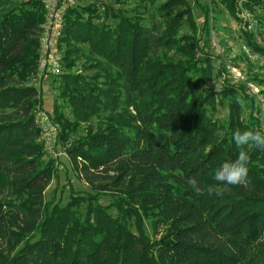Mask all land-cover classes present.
<instances>
[{
  "label": "trees",
  "instance_id": "16d2710c",
  "mask_svg": "<svg viewBox=\"0 0 264 264\" xmlns=\"http://www.w3.org/2000/svg\"><path fill=\"white\" fill-rule=\"evenodd\" d=\"M240 2L200 7L203 33L213 31L218 4L235 22L239 8L264 12V0ZM136 4L132 15L75 5L64 18L58 97L72 121L55 101L57 143L92 119L99 124L66 150L72 172L95 195L85 201L72 194L64 207L44 203L55 160L44 157L36 126L42 102L29 84L43 10L28 0L0 15V264H264V148L244 146L246 183L214 178L238 156L234 131L259 130V123L241 120L240 88L224 86L218 95L206 89L214 63L197 55L198 28L186 0ZM182 26L188 35L180 36ZM241 36L264 55L250 34ZM161 52L176 59L163 61ZM79 62L86 71L70 73ZM217 97L228 105L225 128L213 120ZM209 186L223 193L210 194ZM101 194L111 196L110 206L97 203Z\"/></svg>",
  "mask_w": 264,
  "mask_h": 264
},
{
  "label": "rangeland",
  "instance_id": "374dc122",
  "mask_svg": "<svg viewBox=\"0 0 264 264\" xmlns=\"http://www.w3.org/2000/svg\"><path fill=\"white\" fill-rule=\"evenodd\" d=\"M26 1L28 0H0V15L8 9L17 7ZM186 1L192 9L198 28L199 45L197 55L205 54L211 57L214 63V79L206 86V89L218 95L224 86L240 88L241 120L250 123L251 119H256L259 123L258 129L264 132V69L246 57L243 48L248 49L249 47L246 46L244 38L241 36V32H243L242 26H250V29L246 27V34H250L253 37L251 38L253 43L259 48L264 49V12L254 9V13H251L246 9L239 8L240 11L237 14L239 21L235 22L219 4L213 6L212 10L214 13L210 16L214 19L212 23L213 31L207 36L202 31V13L199 8L209 5L210 0ZM136 3L137 0H76V6L78 7L93 4L102 10V7L108 6L113 10H125L130 15L134 14V11L137 9ZM143 12V9L138 10L140 14H143ZM109 24H111L110 21ZM188 34L189 31L186 26H182L180 36ZM250 51L253 52L252 50ZM158 57L163 61L166 59H176L172 52H161L158 54ZM86 69L87 65L79 62L70 73L83 74V71H86ZM63 73L64 71L58 77ZM58 77L53 78L54 80L50 79L47 83H43L41 88L34 87L31 82L29 84L36 89V92L40 96L42 102L41 112L52 117L54 102L57 101L58 104L62 105L61 112L65 119L72 121L69 107L58 97ZM249 99L255 100V108H250ZM213 120L224 128L227 126L228 105L226 101L220 100L218 97ZM97 122V120L92 119L89 124L81 126L75 134L71 135L67 143H57L55 154H58V156L54 159L56 175L44 194V203L46 205L49 204V208L52 206L64 207L69 202L72 194L85 201L90 197H94L95 194L72 172L66 150L74 141L84 136L86 128H93L99 125ZM96 199L97 203L102 207H108L112 203L111 196L108 194H101ZM83 210L82 208L81 212ZM109 212L115 215L114 210L111 209ZM144 230L147 237L153 239L149 222L146 220L144 221ZM21 246L17 247V249Z\"/></svg>",
  "mask_w": 264,
  "mask_h": 264
},
{
  "label": "built area",
  "instance_id": "2783aa9c",
  "mask_svg": "<svg viewBox=\"0 0 264 264\" xmlns=\"http://www.w3.org/2000/svg\"><path fill=\"white\" fill-rule=\"evenodd\" d=\"M41 5L43 10V22L37 32V61L36 70L32 76L31 83L36 88H41L43 83L58 77L62 72V55L59 52V41L62 37L64 18L68 10L76 5V0H31ZM241 0L239 5L243 3ZM243 25L242 30L246 32ZM248 59L264 69V55L251 52L250 49L243 48ZM36 126L40 131V143L46 159H55L59 127L53 119L43 112L36 113Z\"/></svg>",
  "mask_w": 264,
  "mask_h": 264
},
{
  "label": "clouds",
  "instance_id": "9594fccd",
  "mask_svg": "<svg viewBox=\"0 0 264 264\" xmlns=\"http://www.w3.org/2000/svg\"><path fill=\"white\" fill-rule=\"evenodd\" d=\"M232 139L238 149H240L238 156L234 162H225L215 172V180L222 182L225 185H238L246 183L249 173L250 156L248 152L244 151V146L260 147L264 148V132L259 130H246L241 132L235 130ZM188 184L199 195L202 194V190L198 185V181L195 179H189ZM208 192L216 195L223 193V188L220 186H209Z\"/></svg>",
  "mask_w": 264,
  "mask_h": 264
}]
</instances>
